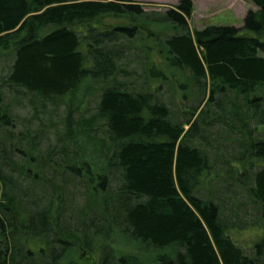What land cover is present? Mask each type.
Instances as JSON below:
<instances>
[{
    "label": "trees",
    "instance_id": "1",
    "mask_svg": "<svg viewBox=\"0 0 264 264\" xmlns=\"http://www.w3.org/2000/svg\"><path fill=\"white\" fill-rule=\"evenodd\" d=\"M195 1L0 0V264H264L234 209L243 193L264 208V0L242 27L192 30ZM139 25L174 34L148 44ZM178 89L201 95L181 117L164 101ZM23 96L66 103L59 146L40 150L41 124L16 132ZM72 182L85 203L65 222ZM48 184V204L27 200Z\"/></svg>",
    "mask_w": 264,
    "mask_h": 264
},
{
    "label": "rangeland",
    "instance_id": "2",
    "mask_svg": "<svg viewBox=\"0 0 264 264\" xmlns=\"http://www.w3.org/2000/svg\"><path fill=\"white\" fill-rule=\"evenodd\" d=\"M142 6L146 12H155V13H164L165 11L171 9L178 5L180 0H140ZM251 9H256L252 0H196L195 1V11L191 19H189L190 28L192 30H203L209 26H235L242 27L243 20L246 17L247 13ZM125 21L119 20L117 18L109 17L104 20L103 24L112 26L124 24ZM143 37L147 39L148 44L154 43L157 35L162 34L163 36H168L174 34L173 30L170 28L159 29L155 26H150L144 28L142 25H139ZM160 33V34H159ZM5 58H0V73L4 68ZM133 62V68L141 71L140 63L144 61L141 52H134L133 57L131 58ZM156 60H158L156 58ZM164 101L176 112V115L181 117L180 110L188 109L194 107L201 100V95H198L196 91H193L195 94L189 100H186L183 93L180 89L177 90L175 97L173 94L168 91H164ZM100 95L99 88L93 92V95L90 96L89 101L81 107L80 111H77L74 114V118L80 117V115L86 113H93V109L96 105L97 99ZM25 98L20 104L16 107L17 112V129L16 132H20L29 126L31 130H37L38 126L41 124V127L44 128L45 132L42 136V143L40 150L46 152L48 148H53L55 145L59 146V137H63L65 134V118L67 116V105L66 103H58L57 105L47 104L42 106L41 103H30L27 98L28 96H23ZM88 108V111L85 112V109ZM215 132L219 136V139L227 138L228 134L220 129L215 128ZM255 137L259 139L264 138V131H259L255 133ZM223 140V139H222ZM72 150V149H71ZM263 163H259L262 165ZM56 183L61 185V176L56 180ZM30 184V182H29ZM59 185V184H58ZM67 193L66 197V217L65 222L71 220L69 218L71 212L74 210L76 213L79 209L83 208L85 203L84 189L78 182L69 184L65 190ZM53 188L48 185H37L34 189L29 190L27 194V200L29 202L35 201V199L40 200V204H48ZM239 206H235V212L237 213V221L242 220L251 224V227L248 226L245 229L238 230V233L235 235L236 242L244 249L246 252H250V247L258 239L260 235L264 234V223L260 224V218L264 219V208L260 211L255 209L253 204H250L249 199L245 193L242 194L240 200L238 201ZM230 214V213H229ZM257 222V224L255 223ZM255 223V225H253ZM76 225V224H74ZM127 251L128 248L125 245H122Z\"/></svg>",
    "mask_w": 264,
    "mask_h": 264
}]
</instances>
